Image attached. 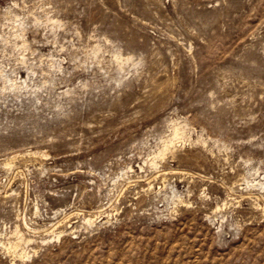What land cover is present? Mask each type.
<instances>
[{"label":"rangeland","instance_id":"1","mask_svg":"<svg viewBox=\"0 0 264 264\" xmlns=\"http://www.w3.org/2000/svg\"><path fill=\"white\" fill-rule=\"evenodd\" d=\"M0 69V264H264V0H0Z\"/></svg>","mask_w":264,"mask_h":264},{"label":"bare ground","instance_id":"2","mask_svg":"<svg viewBox=\"0 0 264 264\" xmlns=\"http://www.w3.org/2000/svg\"><path fill=\"white\" fill-rule=\"evenodd\" d=\"M96 53V52H95ZM118 56V55H117ZM116 58H118V57H116ZM122 58V57H121ZM117 60H119V59H117ZM123 61H128V58H124V60H121V61H118V63H122ZM125 62H123L124 64H125ZM59 64V63H58ZM58 64H55V62H52V66L53 67H57L58 69L60 68L59 67V65ZM119 66V65H118ZM121 67H123L122 65H121ZM5 72V70L4 71H2L1 69H0V75L2 76V78H3V82H7V83H9L7 86L8 87H10V88H12V89H15L16 90V88H18V87H20L21 85H24L25 87L27 86V83H26V80L25 79H23L19 84L16 82V78H13V77H11L10 76V74H3ZM7 72V71H6ZM9 73V72H8ZM12 73V72H11ZM11 75H13V74H11ZM15 77V76H14ZM4 84H6V83H4ZM9 88V89H10ZM70 92V91H69ZM181 132H180V127H178V126H173V128H172V134H171V136H170V138H168V140H167V143L166 144H164L163 145V147H162V149L161 150H159V152H158V155H162V154H164L165 153V151H168L167 149L174 143V141H175V139H177V138H180L181 137ZM163 156V155H162ZM8 160V159H7ZM5 161L3 164H4V166H6V167H10L12 164H11V161ZM152 163L153 164H155L154 163V161H152ZM248 184V183H247ZM247 187H250L251 189H256V190H258L260 193H261V197H263L264 198V179H259V180H251V181H249V184H248V186ZM181 197V196H180ZM178 198H179V196H178ZM224 206V205H223ZM217 207V206H216ZM220 207V206H219ZM219 207H217V208H219ZM91 216V215H90ZM84 221H85V223H87V224H89V225H91L92 224V222H93V220H92V218L91 217H86V218H84ZM24 222V221H23ZM28 224V223H27ZM52 225V224H51ZM24 226H25V224H24ZM27 226V225H26ZM29 226V225H28ZM32 228V227H31ZM37 228V227H36ZM55 228V227H54ZM54 228H51L50 230H49V227L48 228H46V230H49V233H52L53 234V236L54 237H56V238H59V237H61L62 235H63V233H64V230H58V231H55L54 230ZM34 229V228H33ZM34 231V230H33ZM48 232V231H47ZM23 231H21V228H19V226L17 225V226H15V229H14V235H16V237H17V241H15V242H9V244H10V247H11V249H13L14 251H17V249H18V245H19V243H20V241H24V243H26V245L30 242V243H32V240L33 239H31V238H25V237H23ZM46 239H43V241H45ZM22 241V242H23ZM3 243V242H2ZM6 245V244H5ZM24 245V244H23ZM5 247V246H4ZM13 251V252H14ZM19 256H21L22 258H29L31 255L29 254V252H25V251H21L19 254H18Z\"/></svg>","mask_w":264,"mask_h":264}]
</instances>
